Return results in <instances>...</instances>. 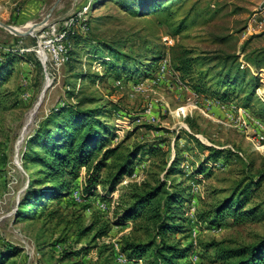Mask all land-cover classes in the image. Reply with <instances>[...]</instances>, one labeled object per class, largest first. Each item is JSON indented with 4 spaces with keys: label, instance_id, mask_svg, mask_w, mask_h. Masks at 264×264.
Segmentation results:
<instances>
[{
    "label": "rangeland",
    "instance_id": "374dc122",
    "mask_svg": "<svg viewBox=\"0 0 264 264\" xmlns=\"http://www.w3.org/2000/svg\"><path fill=\"white\" fill-rule=\"evenodd\" d=\"M261 8L262 0H185L176 9L173 21L186 17L188 28L173 38L168 24L157 21L162 15L132 17L107 0H0V56L7 48L26 49L23 53H16L32 61H14L1 86L0 243H9L22 250L8 264H117L115 252L120 248L121 238L132 229V222L116 225L117 214L121 211L118 206L129 194L127 186L132 182L153 181L157 175L163 179L160 158L140 155L132 174L123 178L113 193L106 195L105 190L97 186L94 196L88 198L82 194L86 178L82 168L69 195L60 199L59 204L52 203L39 218H18V204L37 168L24 167L22 156L26 142L56 108L75 104L77 99L74 96L78 99L93 97V105L86 107L98 106L107 112L99 119L115 136L108 147L121 142L123 148L129 149L137 144L154 145L166 153L164 160L168 165L175 152L180 150L179 168L184 176L177 177V181L181 179L183 186L188 188L186 218L192 206L198 212L204 203H215L229 195L243 178L264 170V140L258 147L253 141L258 129L255 121L264 129L263 112H260L264 104L261 99L264 98V69L260 76L256 75L260 86L246 107L241 93L230 103L205 96L191 98L190 92L178 88V73L170 69L164 76L157 75L159 62L152 69V78L143 71L140 78L131 80L126 74L119 75V78L115 74L106 75L103 66L89 61L93 46L97 45L95 39H100L120 42L125 45V52L146 56L147 63L151 62V53L160 52L161 57L166 53L170 55L174 46V50L183 48L207 58L234 55L240 65L242 61L247 64L246 54L264 50V15H258ZM70 20L66 40L58 42L51 27L57 24L62 32L64 22ZM85 21L89 30L82 28ZM165 37L170 39L168 45L163 42ZM38 42L45 52H40L42 59L47 58L43 63L31 51ZM35 58L39 64L33 61ZM253 71L254 67L251 71L249 68L250 74ZM84 74L105 76L93 83L94 78H85ZM189 91L192 90L189 88ZM71 92L73 97H69ZM189 103L195 104L196 108ZM180 107H186L183 114L178 110ZM236 108L247 111L245 124ZM187 116L195 128L187 126L184 120ZM185 132L199 143L224 152L216 163H208L211 172L208 177L193 174L205 160L207 152H202ZM75 191L80 194V201L74 199ZM263 199L264 185L249 205ZM51 211L56 212L49 215ZM79 216L83 218L80 226L100 220L108 222L111 229L96 241H92L93 232L78 239L76 220ZM190 226L188 219L189 230ZM215 227L220 230L209 232L202 224L195 239L187 238L186 234L176 238L181 239L184 246L192 243L193 247L199 248L212 240L234 247L250 244L264 236V220L235 225L228 219ZM126 260L124 264H145L143 260L140 263ZM204 260L198 258L193 264H220L217 259Z\"/></svg>",
    "mask_w": 264,
    "mask_h": 264
},
{
    "label": "trees",
    "instance_id": "16d2710c",
    "mask_svg": "<svg viewBox=\"0 0 264 264\" xmlns=\"http://www.w3.org/2000/svg\"><path fill=\"white\" fill-rule=\"evenodd\" d=\"M107 1L114 3L132 17L162 15L161 20L157 19V21L159 24H168L171 29L170 36L173 38L188 28L185 25L186 17L173 21L176 9L181 7L185 0ZM85 23L89 30V25L86 21ZM95 40H98L97 45L93 46L89 61H96L103 66L106 75L115 74L119 78V75L126 74L132 80L135 77L140 78L144 71L146 74L149 73L147 77L152 78V69L154 70L162 58L160 52L151 53V62L147 63L146 56H135L125 52V45L120 42ZM173 47L169 55L171 69L178 73L180 80L194 93L211 97L221 103H230L241 93L244 95L243 101L246 107L253 101L255 89L260 86L259 79L250 74L248 68H241L236 56L225 54L207 58L183 48L174 50ZM0 59L1 109L3 98L1 86L11 72L10 65L14 61L28 63L32 61L12 52L1 54ZM35 59L33 61L39 64ZM74 61L79 62V60ZM245 62L255 69H264V50L246 54ZM131 67L138 69L133 70ZM75 76L79 78L78 75ZM80 76L82 77L83 74ZM104 76L84 74L85 78L93 77V83L96 80H103ZM194 76L197 78L195 79ZM72 93L69 97H73ZM74 97L77 99L75 104L56 108L41 122L26 142L22 156L24 167L37 168L31 175L28 187L18 204V218H39L52 203L59 204L60 199L69 195L82 168L86 173L82 194L90 198L94 196L97 186H101L106 195H109L116 190L123 178L132 174L138 156H151L160 158L163 165V179L157 175L153 181L130 183L127 186L129 194L125 200L123 198L121 206L120 204L118 206L121 207V211L117 214L116 225L124 226L132 222V229L128 235L121 238L119 248L128 260L135 262L143 260L145 264H193L190 256L194 252L198 253L200 259H217L220 264H264V236L250 244L234 247L223 246L221 242L215 240L199 248L193 247L192 243L184 246L181 239L176 238L177 235L185 237V234L190 238L185 210L188 188L183 186L181 179L177 181V177L184 176L179 168L180 150L175 152L174 159L168 165V161L164 160L166 153L154 145L137 144L129 149L123 148L121 142L115 147H108L107 144L113 141L115 136L108 125L99 119L105 117L107 112L98 106L86 107L91 103L93 105L95 101L93 97L79 99ZM260 112H263L264 117V104ZM184 120L190 129L195 128L190 117L187 116ZM186 135L191 138L190 134ZM191 139L202 152H207L205 160L193 174L208 177L211 173L208 163H216L223 157L224 152L205 146L194 138ZM102 171H105L104 175ZM263 185L264 170H260L255 176L243 178L231 189L229 195L217 199L215 203H204L202 209L196 212L197 220L207 229L221 225L228 219L235 225L262 222L264 199L259 203L250 205L249 203ZM55 212L51 211L49 215ZM76 221L78 239L93 232L92 241H96L106 236L111 229L108 222H100V220H95L86 226L79 225L83 221L82 216ZM21 253L22 250L18 246L0 243V264H8ZM213 263L215 262H210Z\"/></svg>",
    "mask_w": 264,
    "mask_h": 264
},
{
    "label": "built area",
    "instance_id": "2783aa9c",
    "mask_svg": "<svg viewBox=\"0 0 264 264\" xmlns=\"http://www.w3.org/2000/svg\"><path fill=\"white\" fill-rule=\"evenodd\" d=\"M258 15H264V0H262V8L260 10V12L258 13ZM72 22V20L68 21V22H64V27H63V30L62 32L60 30H58L57 28V24H54L52 27H51V33L53 35H56L58 37V39H56L58 42H62L64 40H66L67 38V35H68V32L66 29H68V25H70ZM84 30H87V26H86V23L84 22L83 23V27H82ZM163 42L164 44L168 45L169 42H170V39L168 37H165L163 39ZM5 50V53H8V52H12V53H16L18 51H20V53H23L25 51H27L26 49H19V50H16L14 48H7V49H4ZM62 50V48H60V51ZM29 51V50H28ZM31 51L35 52L37 57L39 58L40 62L43 63L44 60H47V58H45L44 60L42 59V56L40 54V52L42 51L44 54V50L42 48V44L41 42H38L36 48H31ZM1 60V59H0ZM247 66V67H246ZM241 68H250V71L252 69L251 66H249L248 64H245L243 61L241 62V65H240ZM171 69V66H170V58H169V54L166 53L164 54V56L161 58V60L159 61V64L157 66V75L158 76H164L168 71H170ZM172 72L176 73L175 71H173L171 69ZM263 72L262 69H255V72L253 71L252 74L253 75H257V76H260L261 73ZM261 79V78H260ZM261 82H263L261 80ZM120 82H117V84L119 85ZM177 86L178 88H180L181 90H186L188 92H190L191 94V98L193 99H198L199 98V95H197L196 93H194L193 91H189V87L180 80V78L177 79ZM262 101L264 102V98H261ZM219 102V101H218ZM189 105H191V103H189ZM192 108H196L195 107V104H192L191 105ZM186 107H180L178 110L180 111L181 114H183V110L185 109ZM237 111H239V114L241 115V118H242V122L243 124H245L244 122V118L245 116L247 115V111L245 109H241V108H236ZM255 124L256 126H258V129H257V132H256V136L253 138V141H254V145L256 147L260 146V144L262 143V141L264 140V129L263 128H260V123H258L257 121H255ZM73 197L76 201H80L81 198H80V194L78 193V191H75L73 193ZM101 208L104 209V206L101 205ZM195 214H196V209L194 206L191 207L190 209V213H189V216H188V219L190 220V231H189V234H190V238L192 239H195L197 237V235L199 234V229L198 227L202 225V223H200L199 221H197L196 217H195ZM220 230V228H216V227H212L210 229H208L207 231L209 232H216ZM115 261L117 264H124L127 262L126 260V257L124 254H122L120 252V250H116L115 252ZM190 260L195 263L197 260H198V256L197 254H193L192 257L190 258ZM141 260H138V263H140Z\"/></svg>",
    "mask_w": 264,
    "mask_h": 264
},
{
    "label": "water",
    "instance_id": "95a60500",
    "mask_svg": "<svg viewBox=\"0 0 264 264\" xmlns=\"http://www.w3.org/2000/svg\"><path fill=\"white\" fill-rule=\"evenodd\" d=\"M4 26V25H3ZM4 27H6L7 29H11V27H8V26H4ZM19 35H24V34H19Z\"/></svg>",
    "mask_w": 264,
    "mask_h": 264
},
{
    "label": "crops",
    "instance_id": "0c3cea01",
    "mask_svg": "<svg viewBox=\"0 0 264 264\" xmlns=\"http://www.w3.org/2000/svg\"><path fill=\"white\" fill-rule=\"evenodd\" d=\"M262 70H263V69H262ZM144 80H146V81H147V80H148V78H145Z\"/></svg>",
    "mask_w": 264,
    "mask_h": 264
}]
</instances>
